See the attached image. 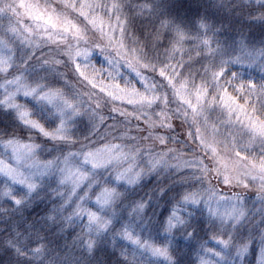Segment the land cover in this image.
Masks as SVG:
<instances>
[{
	"label": "snow or ice",
	"instance_id": "obj_1",
	"mask_svg": "<svg viewBox=\"0 0 264 264\" xmlns=\"http://www.w3.org/2000/svg\"><path fill=\"white\" fill-rule=\"evenodd\" d=\"M201 8L0 0V264H264V0Z\"/></svg>",
	"mask_w": 264,
	"mask_h": 264
},
{
	"label": "trees",
	"instance_id": "obj_2",
	"mask_svg": "<svg viewBox=\"0 0 264 264\" xmlns=\"http://www.w3.org/2000/svg\"><path fill=\"white\" fill-rule=\"evenodd\" d=\"M174 2V4H173V7H175V5L179 2V3H181V7H179V8H174L173 9V11L175 12V13H177V15H179L181 18L184 16V14H185V12H187L188 13V15H194L195 14V12H196V10L197 11H201L202 10V8H201V6H207V2H206V0H197V1H195V0H192V2H191V0H187V2H188V7H184L183 6V0H179V1H176V0H174L173 1ZM162 5V4H161ZM167 5L168 4H166V5H162V6H164L165 8L167 7ZM199 6V7H198ZM172 7V8H173ZM168 9H169V7H168ZM174 14V13H173ZM140 31H141V29H139ZM255 38H257V42L259 41V39H260V35H259V32L257 31L256 33H255ZM30 211V210H29Z\"/></svg>",
	"mask_w": 264,
	"mask_h": 264
},
{
	"label": "rangeland",
	"instance_id": "obj_3",
	"mask_svg": "<svg viewBox=\"0 0 264 264\" xmlns=\"http://www.w3.org/2000/svg\"><path fill=\"white\" fill-rule=\"evenodd\" d=\"M174 0H158V3H160V4H162V5H166V4H168L167 5V10L170 12V13H174L173 15H177V13H175L174 11H173V9L174 8H176V7H173V4H174V2H173ZM176 1H179V0H176ZM195 1H197V0H195ZM39 2L40 3H43L44 2V0H39ZM191 2H192V0H191ZM206 2H207V6L208 5H210L211 4V2H212V0H206ZM204 6V5H203ZM164 7V6H163ZM168 7H169V9H168ZM173 7V8H172ZM199 7V6H198ZM196 12H197V10H196ZM195 12V13H196ZM141 31H142V29H141ZM256 41H257V38H256ZM101 63H103V60L101 59V61H100Z\"/></svg>",
	"mask_w": 264,
	"mask_h": 264
}]
</instances>
